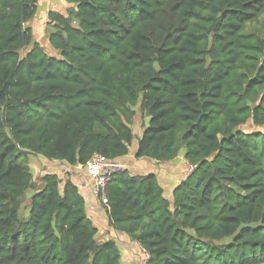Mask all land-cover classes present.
Listing matches in <instances>:
<instances>
[{"label":"trees","instance_id":"trees-1","mask_svg":"<svg viewBox=\"0 0 264 264\" xmlns=\"http://www.w3.org/2000/svg\"><path fill=\"white\" fill-rule=\"evenodd\" d=\"M65 1L41 46L38 0H0V264H123L71 179L30 156L132 151L195 167L170 199L155 173L113 174L110 227L146 264H264V133L242 130L264 128V0Z\"/></svg>","mask_w":264,"mask_h":264},{"label":"crops","instance_id":"crops-1","mask_svg":"<svg viewBox=\"0 0 264 264\" xmlns=\"http://www.w3.org/2000/svg\"><path fill=\"white\" fill-rule=\"evenodd\" d=\"M68 4L65 0H38V13L35 18L33 27L37 28L35 38L43 42L46 46V19L50 11H58L66 13ZM46 52H48V47ZM58 56V53H57ZM44 165V170L36 168V171L43 176L46 173H53L66 181L68 178L78 188L80 194L86 202V211L89 218L99 230V238L101 241L115 240L121 251L123 264H142L145 262V251L138 243L131 241L124 233L116 231L110 227L108 213L100 201L96 198L94 190L90 184V179L85 166L77 167L68 166L62 162H50L40 160ZM123 169L128 170L130 174H148L155 173L158 177L160 185H162L165 195L168 199L171 198L173 190L193 173L194 167L188 164L182 156L176 157L174 160L158 163L145 159H137L135 152L132 151L127 157L115 161ZM37 167L39 166L36 163Z\"/></svg>","mask_w":264,"mask_h":264},{"label":"built area","instance_id":"built-area-1","mask_svg":"<svg viewBox=\"0 0 264 264\" xmlns=\"http://www.w3.org/2000/svg\"><path fill=\"white\" fill-rule=\"evenodd\" d=\"M85 168L87 170L90 184L94 190L96 198L101 202V204L107 205L108 184L110 183L113 174L119 170H122L123 166H119L118 164H116V162L108 160L100 154H95L86 164ZM144 253L147 258L145 262H148L149 255L146 251Z\"/></svg>","mask_w":264,"mask_h":264},{"label":"rangeland","instance_id":"rangeland-1","mask_svg":"<svg viewBox=\"0 0 264 264\" xmlns=\"http://www.w3.org/2000/svg\"><path fill=\"white\" fill-rule=\"evenodd\" d=\"M34 27H35V26H34ZM35 38H37V36L34 35V39H35ZM35 42L39 43L41 46L43 45V42H41V41H39V40H35ZM148 122H149V118L146 117V124H147V125H148ZM134 128H135L136 132L141 133V132H142V125H141V122H138L137 124H135ZM242 130L245 131V132H262V133H264V128L255 127V126H253L252 124H249V125L243 127ZM40 160H44V159L41 158V157H40V158H39V157L37 158V157H34V156H30V162H31L30 167H31V169H32L33 171H36V168H38L39 170H40V168H41L42 170H44V165H43V163H42ZM36 163L39 165L38 167H37ZM40 173H41V172H39V174H40ZM31 194H32V193H29V194H28V197H29ZM100 240H102V239H100ZM146 263H147V262L142 263V264H146Z\"/></svg>","mask_w":264,"mask_h":264},{"label":"clouds","instance_id":"clouds-1","mask_svg":"<svg viewBox=\"0 0 264 264\" xmlns=\"http://www.w3.org/2000/svg\"><path fill=\"white\" fill-rule=\"evenodd\" d=\"M115 162V161H114ZM117 164V163H116ZM122 170H125V169H122ZM120 171V170H119ZM102 205V204H101ZM144 250V249H143Z\"/></svg>","mask_w":264,"mask_h":264}]
</instances>
